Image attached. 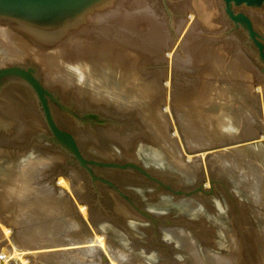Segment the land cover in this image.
<instances>
[{"label":"rangeland","instance_id":"374dc122","mask_svg":"<svg viewBox=\"0 0 264 264\" xmlns=\"http://www.w3.org/2000/svg\"><path fill=\"white\" fill-rule=\"evenodd\" d=\"M199 1L204 0H167L166 6L163 0H115L110 6L92 15L84 25L78 30H74L72 34L56 44L55 47H39L24 36L27 40L25 44L28 46V51L25 52L24 50L22 52L27 56L18 61L20 65L35 64L36 67L40 65L38 72L47 88L57 93L63 105L72 107L76 112V116L85 119L95 117L101 121V123H94L93 121L91 123L89 121L81 123L77 117L68 114L59 105L53 103L52 109L57 123L64 130L74 134L86 157L117 164L137 163L150 172L154 178L162 182L164 186L152 181L143 174L132 171L96 169L97 176L116 182L123 192H126L130 197L138 198L136 200L140 207L147 211L152 209L151 213L156 217L157 222H151V220L142 216L129 203L119 197L114 190L104 186V184L97 182L95 187L92 179L84 169L73 165L66 154L51 146L47 141L49 133L42 117L40 106L32 91L25 85L13 84L0 93V151H4L3 156L0 155V224L6 226L12 224L8 221L7 211L12 209L13 199H17L16 196L18 195L16 191H11L8 196V203H4L3 197L4 199L6 197L2 193L1 186H4V184L9 186L12 184L13 178H16L15 161L19 159L22 152L27 151L25 155V160H27L31 150L37 152V148H43V146L47 145L50 150L47 151L48 153L46 152L47 154L43 152L42 157H47L49 156L48 154L52 153L55 156L53 157L57 158V163L61 164L58 167L59 172L55 175L67 179L71 185H74L75 190L83 188L85 189L84 193H90L88 195L90 199L86 200L83 198L82 200L80 198L77 201L79 205L82 203L87 204L88 201L87 206L91 208L92 215L102 216L111 227V230L113 232L116 231L120 239H123L126 244L129 243L128 245H132L135 242L134 240L143 242L144 238L147 239L148 237L143 247V249H146L144 254L137 250L138 252L134 251L136 255L142 253L144 257H147L145 253L151 251L153 257L155 255L158 262L164 264H195V261L190 257V250L177 239L174 233L176 230H181L187 232L191 238L193 248L196 247L197 257H205L207 255L206 252L216 254V251H218L216 255L219 257H227L233 253L232 264H264V143H261V139L248 140V138L264 135V72L262 65L257 60V54L250 49L245 34L239 30H232L231 24L224 16L220 0H205L210 6L209 12H206L204 5ZM247 12L253 18L258 30L264 35V11L250 10ZM135 16L139 19L135 20L137 22L134 21ZM190 16L197 19L198 25H200H197L196 32H193L196 35L191 37V40L196 39L197 49L198 47L199 49L197 53L196 51L194 53L193 51H187L183 65H180L178 69L176 68L175 71L177 73H174L175 91L177 97L179 96V102L175 103L177 115L179 117H187V120L181 126V130L184 134L185 128L188 126L187 130H189V126L193 124V129H195L198 139H210L209 136H213L214 133L218 134V137H223L226 128L221 130L219 127L220 123H218L219 131L216 130L215 126L214 131L210 130L207 128L210 125L205 127L207 125L206 121H212L215 125L217 122L225 121L224 117L226 119L229 118L230 121V117H235V115L239 116L243 128L256 129L258 135L243 138L248 140H245L243 144L249 147L248 151L250 149L256 150L254 154L252 153L253 156L256 153L260 157L256 160L251 159L248 165H244V168L249 171V176L245 179L242 177L243 182L239 181V178H241L239 165L233 164L231 168L218 163L214 159H211L212 164H210V161H208L210 157L208 156L204 157L203 162L201 161V167L197 171V178H191L190 176L187 178L182 175L181 171H178L174 166H170L171 163L169 161L167 162V146L169 143H164L161 146L160 130L153 129V126L149 124L150 119L147 120L146 118L148 108L151 107V100L158 98V96L160 97V95L156 96L155 90L152 93L142 90V92L136 93L137 98L132 100V104L120 106L115 99L122 97L124 101H127L129 92L127 90H119V86L116 84L107 83L111 81L109 80V74L112 71L108 69L113 68L112 66L105 64L99 67L100 69L97 71L98 79H91L86 73L87 66L90 68L97 63V57L108 54L111 57H118L123 69L134 66L138 78L143 81L142 84L145 86L148 85L149 87L152 79L157 81V83L160 82L159 80L164 75L162 73L164 70L158 66L166 65L157 53L156 46L160 44L162 34H168L172 43L166 52L176 48L179 38L189 26ZM149 18L151 19L149 20ZM152 18L155 23L152 22ZM11 30L13 31L14 29ZM17 33L20 34L19 32ZM176 33L179 34L178 38H176ZM197 33L199 34L198 36ZM27 43H30L31 46ZM60 47L62 48V54L57 55L55 61L53 57L51 59L46 58L45 61V57L38 59L36 52L51 53L54 48L57 50ZM0 51L2 52V54L0 52V61H2L0 62V67L18 64L10 61V59H5L3 56L4 51ZM27 52H30V55L26 54ZM212 53L216 54L217 60L210 57ZM75 56L80 61L83 60V66L81 70H78V72L74 70L75 74H72L69 71H73L72 69L76 68L73 61ZM30 58L31 62L28 60ZM159 59L161 60L159 61ZM61 63L63 66L60 65ZM49 68H52L51 71L53 73ZM66 68L70 70H66ZM49 72L52 75L48 74ZM54 73L55 75H53ZM70 80L72 83H70ZM93 80L98 81V85H95L96 81L93 82ZM166 81L164 80L163 83ZM259 88L262 92L256 91ZM70 90H72V93ZM65 92L68 94H64ZM250 92L251 96H248ZM260 95H262L261 98ZM213 97L214 99H212ZM161 99L165 101L168 100V97L167 95L165 97L162 96ZM166 104V101L165 103L162 102L163 108L167 106ZM202 107L205 109L204 111ZM191 108L192 110L197 109V119L191 118L190 114L183 115V110L188 111ZM199 110L203 112L201 116L198 114ZM209 118L214 119L210 120ZM173 119L168 118V135L171 139L176 138L174 135L176 130L180 139L174 143L173 149L176 148L177 154L182 157L183 161L188 160L194 156V152L190 150L192 151L190 154L184 151L185 144L180 136L179 127L176 125L175 128L169 126L174 122ZM235 128L236 125L233 124L232 133L235 132ZM255 144L259 145L254 147L253 145ZM227 147L230 146H225L223 149ZM173 149H169L172 154L176 152ZM221 149L222 147L211 150V152ZM55 153L57 154L55 155ZM197 153L200 155L203 152L198 151ZM208 154L211 155V153ZM246 155L247 153L242 158L246 159L248 156ZM4 157L7 158L4 159ZM4 165L7 167L4 168ZM69 169L71 170L69 171ZM2 175H10L7 178L8 181L4 182ZM56 176L54 178L55 181L59 179ZM212 179L216 181L214 186L211 185L210 180ZM202 180H204L205 190L208 192L214 190L212 195L203 194L200 197H197V195L186 197L185 195L176 194L179 191L184 193L191 192L197 188ZM45 182L41 178H34L32 179V184L29 183L28 185H32L35 188L45 184ZM207 183H209V186L206 189ZM168 185L172 191L166 188ZM30 189L33 188L30 187ZM66 189L68 190L69 188ZM24 194L25 192L22 194L23 197L27 196ZM75 198L76 196L73 193L72 203L76 209ZM81 201L83 202L81 203ZM183 202L185 203L184 207L180 204ZM187 202L196 204L197 211L194 214L192 213L194 212L193 210L192 212L186 210L185 207L189 206ZM186 211L190 212V214H187ZM198 214L203 216V220H200L201 224L198 223ZM136 216L143 217L144 222L133 219ZM75 217L78 218V215L75 214L74 220ZM81 219V223L85 222L92 228L90 217H87V220L83 217ZM204 219L206 222H204ZM58 221L64 224L66 218H59ZM128 221L135 223L133 228H124L123 230L118 228L119 225L128 224ZM148 223L150 224L148 225ZM225 224L228 229L230 228L229 231H231L232 237L237 239L236 248L233 252L231 251L229 236L220 228L221 225ZM206 225L213 226L206 228L204 227ZM194 226L197 227L195 228ZM15 227L12 226V228ZM212 228H215V231L211 230ZM200 230L202 234L199 232ZM16 231L15 239L20 240V230L17 229ZM149 234L151 235L149 236ZM155 236L161 240L154 241ZM138 237L142 239H138ZM164 238L166 239L164 240ZM16 242L13 238H9L8 243L15 248L18 247ZM137 248H140V246L138 245ZM0 254H3L0 256H5V259H8L9 255H11L9 248L5 245L0 246ZM133 260H135L136 264L139 262L137 258L133 257ZM5 261L0 262V264H5ZM101 263L105 264L102 261ZM17 264H20V262ZM95 264H98V261ZM201 264L219 263L211 261L210 263L203 262Z\"/></svg>","mask_w":264,"mask_h":264},{"label":"bare ground","instance_id":"6f19581e","mask_svg":"<svg viewBox=\"0 0 264 264\" xmlns=\"http://www.w3.org/2000/svg\"><path fill=\"white\" fill-rule=\"evenodd\" d=\"M206 2L204 0V1H201L200 3H202V5H204L206 12H209L210 10L208 11V9L210 6H208V4ZM209 5H210V3H209ZM150 19L151 18H149V20ZM135 20H139V19L136 18V16H135L134 21ZM154 21L155 20L153 19L152 22H154ZM135 22H137V21H135ZM124 23H126V22H124ZM150 23H151V21H150ZM134 24H136V23H134ZM188 25L189 26H188L187 30L185 31V33L183 32V35L178 40V46L176 48L172 49V51L169 50L170 52H166V50H168V48L171 46V43H172L170 41V38H169L170 36H168V34H166V35L162 34L161 39H160V44L158 46H156L157 47L156 50H157V53L159 54L160 58L165 62L166 66H163V65L158 66V67H160V69L164 70L162 72L164 75L161 77V79L159 80L160 82H158V83H157V81L152 79V80H150V86L149 87H148V85L145 86L144 84H142L143 81L138 78L137 72H136V70H134V66L123 69L121 67V64L119 63V58L115 57V56L111 57L108 54H104V55L100 56L99 58L97 57V61H96L97 63L94 64L93 66H91L90 68L86 65L87 66L86 73L88 74L89 78H91V79L97 78L98 79L99 76H98L97 71L100 69L99 67H101L102 65H105V64L107 66H112L113 68L108 69V70L112 71L111 74H109L110 75L109 80H111V81H108L107 83L114 84V85L116 84L119 86V90H127L129 92V95H128L129 99H127V101H124L122 97H117L115 99V101L120 106H127L128 104H130L133 99L135 100L137 98L136 93H138V92L140 93V92H142V90L143 91H150L151 93L153 90H155V93H157L156 96L160 95V97L158 96V98L156 97V99L151 100V102H150L151 107L148 108L146 118H147V120L150 119L149 124L151 126H153V129L160 130L159 135L161 136V139H160L161 146H163L164 143L165 144L169 143V145H168L169 148L167 146V152H168L167 162L169 161L171 163L170 166H174V168L176 167L178 171H181L183 173L182 175H184L187 178L189 176L191 178H197V171L201 167V161L203 159H205L204 158L205 156H208V157H210L208 160V161H210V164H212L211 159H214L218 163L223 164L227 167L229 166L231 168L233 167V164L239 165L240 166L239 168L241 169V174H240L241 178H239V181L243 182L242 177H244V179H245V178H248V176H249V174H248L249 171H248V169L244 168V165H248L249 162L251 161V159L256 160L260 157V155L258 156V155H256V153L253 156L252 153L254 154V152H256V150L250 149V151H248L249 147L243 144V142L246 140V139L244 140L243 138L249 137L251 135H255V136L258 135V132H256V129L252 130L251 128L248 129L247 127L243 128V126L241 125L242 123L239 119V116L235 115V117H234V116L230 115L231 116L230 121H229V118H227L228 119L227 120L224 117L225 121L217 122V124H215V125L212 123V121H206L207 125L205 127H207L208 125L213 127V128L210 126L207 127L210 130L214 131L215 127H216V130H218V131L220 129L222 130V129L226 128V130H224L225 131L224 135L222 134L223 137H218V134L214 133L213 136L212 135L209 136L210 139H207V140L206 139H198L197 133L195 132V129H193V124L189 126V130H187L188 126L185 128L184 134L181 130V126L184 123V121L187 120V117L186 116H180L179 117L177 115L178 113H177L176 108H175V106H176L175 103L179 102V100H178L179 96L177 97V94L175 91L176 85L174 83L175 82L174 73L176 72L175 71L176 68L178 69V67L180 68V65H183L182 63L184 62V58L186 59L185 55H187L186 54L187 51H189V52L193 51V53L196 51V53H197L198 52L197 50L199 49V47L197 49L198 44H197V42H195L196 39L191 40V37H194L193 35H196V34H193V32H196V30H197V25H198L197 19H195L193 16H190ZM198 26H200V25H198ZM7 27H9V26H7ZM7 27H5L4 25L0 26V50L5 52V53L3 52V54H4L3 56L5 59H10V61L18 63V61H21L20 59H23L24 56H27L23 53L24 50H25V52L28 51V49H27L28 46H26V44H25L27 42V40L25 39V37L23 35L18 34L14 30L12 31L11 27H9V28H7ZM198 35L199 34L197 33V36ZM198 43L200 44V42H198ZM28 45H30V43ZM32 46H34V45H32ZM37 48H39V47H37ZM61 49H62L61 47L58 48L57 50L54 48L53 52H51V53L36 52V54L38 56V59L45 57L44 58V61H45L46 58L51 59L53 57V60L55 61L56 56L61 53ZM29 53L30 52H27L26 54H29ZM33 53H35V52H33ZM74 53H75V51H74ZM165 53H167V54L165 55ZM207 53L209 54V52H207ZM1 54H2V52H1ZM1 54H0V57H1ZM204 54H205V52H204ZM211 55L212 56L209 55L211 58H215L214 60H217L216 54L212 53ZM32 58H34V57H32ZM25 59H26V57H25ZM161 59H159V61ZM28 60H30V62H31V58ZM26 61H27V59L25 60V62ZM59 61H61V60H59ZM73 61H74L76 68L72 69L73 71H71L69 68L68 69L66 68V70H70L69 72H71L72 74H75L74 70H75V72H78V70H81V67L83 66V62H82L83 60L80 61V59L79 58L77 59L75 56ZM0 62H2V61H0ZM47 62H48V60H47ZM126 62H127V60H126ZM246 62H248V61H246ZM48 63H50V62H48ZM89 63H90V61H89ZM18 64H20V63H18ZM26 64H27V62H26ZM31 64H33V63H31ZM66 64H67V62H66ZM60 65H62V63ZM67 66H68V64H67ZM67 66L65 65V67H67ZM51 69H50V71H51ZM52 73L50 74V72H49L48 74L52 75ZM53 75H55V73ZM69 76H70V74H69ZM49 78H50V76H49ZM164 80H167V81L165 83H163ZM94 81H96V80H93V82ZM70 83H72L71 80H70ZM50 85H52V84H50ZM95 85H98V81H96ZM58 91H59V89H58ZM71 91L72 90H70V92ZM256 91L262 92V90L260 88ZM64 94L67 95L68 93L65 92ZM165 94L167 95L168 100H165L167 102V104H166L167 106H165L163 108L162 102L165 103V101H163V99H161V98H162V96L165 97L166 96ZM248 94H249L248 96H251V92ZM260 94H262V93H260ZM83 96H85V95H83ZM140 97L144 98L143 96H140ZM218 97L221 98L220 95H218ZM261 97H262V95H260V98ZM212 99H214V97ZM212 99H211V101H213ZM238 100H239V98H238ZM203 107H202V109H203ZM201 110L198 111V114L200 116L203 114V112ZM204 110L205 109H203V111ZM187 114H190L191 118L197 119V109L192 110V108H191V110H188V111L183 110V115H187ZM168 118H171V119L174 118L173 120L175 122V123L172 122V124L169 126L175 128V125H176L180 129L179 133H180V136L182 137V140L185 144L184 147L186 149V150L184 149V151L188 152L190 154L192 151L194 152L193 157H190V159H188V160H184L186 162H184L182 160V157H180L177 154L176 148L173 149V145L179 139V137L177 135L178 131H176V130L174 132V135L176 136V138L171 139V137H169L168 132H167ZM209 119L213 120L214 118L213 119L209 118ZM218 123H220L219 124L220 129L218 128ZM1 124H3V123L1 122ZM233 124L236 125L234 133H232ZM24 125H26V124H24ZM18 130H19V128H18ZM26 137H27V135H26ZM253 139H259V140L261 139V143H264V135H262V136L258 135L256 137H252L251 139L248 138V140H252V141H253ZM248 140H246V141H248ZM254 141H256V140H254ZM224 142H227V143H224ZM179 144H181V143H179ZM212 145H214V146H212ZM258 145L259 144H255L253 146L257 147ZM208 146H212V147L207 148ZM225 146H230V147L223 149V147H225ZM220 147H222L221 150H219V151L215 150V151L211 152V150L220 149ZM43 148H44V150H42ZM43 148H41V147L37 148L36 149L37 152H35V150L34 151L31 150V152H29V154H28L29 156H28L27 160H25V157H26L25 155H26L27 151L22 152L19 159H17L15 161L16 166L14 165L15 170L17 171V173H16L17 175H16V178H13V181H16V182L12 181V184H10L9 186L8 185L6 186L5 184H4V186H1L2 193L6 197L5 199L3 197V200L5 201L4 203H8V196H9L11 191H13V192L16 191V193L18 195V196H16L17 199H13L14 204L11 205L12 209H8L9 211H7L8 221H9V223H12V224H8V226L0 224V240H1L0 246H3V245L7 246L9 248L10 254H11V255H9L8 259H5L6 261L4 260L5 264H17L19 262H20V264H95L96 261H98V264H103V263H101V261L104 262L105 264H136L135 260H133V257L137 258V260H139V262L137 264H164V263L158 262L155 255L153 257V253H151V251L150 252L148 251L149 253L148 252L145 253V254H147V257L143 256L144 251L146 250V249H143V247L145 246V242H147L148 237H147V239L144 238L145 240H143V242H140L138 240H134L135 242L132 243V245H128L129 243L126 244L125 242H122L120 240L119 235L111 236L110 235V234H112L111 233V227L106 223L105 219L102 218V216H100V215L99 216H93L92 215L91 208H89V206H87L88 201H87V204L82 203L83 201H81V203H82L81 205H79V202H77L80 200V198H82V200H83V198H85L86 200L90 199L88 196L90 193L89 194H87V192L84 193L85 189H83V188H81V190H75L74 185H71L67 179H64L62 177L61 178L57 177L56 173L59 172L58 167L61 164L59 165V163H57L58 160H57V158H54L55 156L52 153H51L52 155L48 154L49 156L42 157L43 152L46 153L47 151L50 150L47 145L43 146ZM165 148H166V146H165ZM171 148L173 150H175L176 152L172 154L171 151L169 150ZM190 150H192V151H190ZM198 151H201L203 153L202 154L200 153V155H199L197 153ZM208 151H210V152H208ZM182 153L185 154L184 152H182ZM208 153H211V155H209ZM246 153L248 156L246 155L247 156L246 159H243L242 157ZM3 154H4V151H2V152L0 151V155L3 156ZM56 154L57 153H55V155ZM190 154H189V156H190ZM6 158L7 157H4V159H6ZM5 167H7V166L4 165V168ZM56 169H57V171H56ZM70 170L71 169H69V171ZM65 171H67V170H65ZM222 171H224V170H222ZM257 173H258V171H257ZM6 174H9V173H6ZM182 175H180V177H182ZM237 175H239V174H237ZM2 176L4 178L3 181L5 182V181H8L7 178L10 175H8V176L2 175ZM55 176L57 178H59L56 181L54 179ZM34 178L35 179L41 178L42 181H46V182H45V184L34 188V187H32V185L31 186L28 185L29 183L32 184V179H34ZM187 178H185V179H187ZM208 186H209V183H207L206 189L208 188ZM30 187L33 189H30ZM66 188H69V189L67 190ZM23 192H25V194L27 196L23 197L22 196ZM73 193L75 194V196L77 198V199L76 198L74 199V204L76 203V206H77L76 209L72 203L73 202V199H72ZM187 203L189 206L185 207L186 210H188L190 212H192V210H193L194 212H192V213L194 214L195 211H197L196 204L193 202H192V204L190 202H187ZM180 204L183 207L185 206L184 202L180 203ZM148 211L152 212V209H149ZM188 211H186L187 214L188 213L190 214V212H188ZM186 212H185V214H186ZM200 212H198V213H200ZM72 213L74 214V216H75V214L78 215V218L75 217V220H74L73 219L74 216ZM81 217H83L86 220H87V217H90L92 228H90L88 226V224L85 222L81 223V220H82ZM197 217H199L198 223H200V220H203V216L198 214ZM59 218L60 219L66 218V222L64 224L60 223V221H58ZM142 218L136 216V218H133V219H135L139 222L142 220V222H144V220H143L144 218L143 219ZM180 222H182V221H180ZM204 222H206V220ZM134 224H135L134 222L130 223L128 221V224L119 225L118 228H120V229L122 228V230L124 228L131 229V228H133ZM149 224L150 223H148V225ZM12 226L15 228H12ZM212 226L206 225L204 227L211 228ZM220 228L223 229V232L229 236V239H230L229 243L231 244L230 247H231V251L233 252L236 248V240L237 239L232 237V233H231V231H229L230 228L228 229L226 227V224L223 226L221 225ZM17 229L20 230V233H21L19 235L20 240L15 239L16 234H17V231H16ZM214 229L212 228L211 230L215 231ZM102 230H104V231H102ZM107 232L109 233V235L107 234ZM199 232H201V234H202L201 230ZM174 233H175L177 239L179 241H181L182 244L187 246V248L190 250L189 251L190 257L195 261V264H201L203 262L210 263L211 261L214 263H219V264H232V257H233L232 254L233 253L229 254L227 257H219L216 255L218 253V251H216L217 252L216 254H211V253L206 252L207 255L205 257H200V256L197 257V252L195 249L196 247L193 248V245L191 243V238L188 236V233L181 231V230H176V232H174ZM149 235H151V234H149ZM157 236H159V235H157ZM9 238H11V239L13 238L15 240V242L17 241L16 242V244H18L17 248H15L14 246H12L11 244L8 243ZM149 238H151V237H149ZM138 239H139V237H138ZM140 239H142V238H140ZM165 239L166 238H164V240ZM160 240L161 239H159V241ZM151 241H153V240H151ZM162 241H163V239H162ZM153 243H151V244H153ZM208 243H210V242H208ZM138 245L140 246V248H137ZM177 247H178V245H177ZM137 250H140L141 252H143V254L140 253L139 255L138 254L136 255L134 253V251H137ZM172 250H173V248H172ZM210 250H212V249H210ZM180 251H181V249H180ZM173 254H175V253H173ZM200 254H202V253L200 252ZM0 255H3V254H0ZM189 261H188V263H189Z\"/></svg>","mask_w":264,"mask_h":264},{"label":"water","instance_id":"95a60500","mask_svg":"<svg viewBox=\"0 0 264 264\" xmlns=\"http://www.w3.org/2000/svg\"><path fill=\"white\" fill-rule=\"evenodd\" d=\"M113 1L115 0H0V25L11 27L39 47L50 48L68 37L74 30H78L92 15L110 6ZM163 2L167 6V0ZM220 2L224 16L231 24L232 30H239L245 34L247 43L250 49L257 54V60L264 72V35L258 30L253 18L247 12L250 10L264 11V0H220ZM178 33H176V38H178ZM38 71L39 68L35 65L10 64L0 67V93L13 84L28 87L40 106L49 133L47 141L51 146L66 154L73 165L84 169L95 187L97 182L104 184L114 190L142 216L151 222H157L151 212L140 207L136 200L138 198L130 197L123 192L116 182L97 176L96 169L132 171L143 174L160 185L162 182L137 163L117 164L86 157L74 134L64 130L57 123L52 109L53 103L59 105L68 114L77 117L81 123L84 121L101 123V121L95 117L85 119L76 116L72 107L63 105L57 93L47 88ZM210 181L214 186L216 181L213 179ZM204 187V180H202L191 192L175 193L186 197L193 195L200 197L203 194L212 195L214 193V190L208 192ZM166 188L172 191L169 185Z\"/></svg>","mask_w":264,"mask_h":264},{"label":"flooded vegetation","instance_id":"af4514ba","mask_svg":"<svg viewBox=\"0 0 264 264\" xmlns=\"http://www.w3.org/2000/svg\"><path fill=\"white\" fill-rule=\"evenodd\" d=\"M113 230H114V229H113ZM102 231H104V230H102ZM111 233H112V234H110L111 236H116V235H119V234H118L116 231H114V232H113V231L111 230ZM107 234L109 235V233H108V232H107ZM155 234H157V233H155ZM155 234H154V235H155ZM158 234H159V233H158ZM137 235H141V234H137ZM159 235H160V234H159ZM121 236H122V235H121ZM149 236H150V235H149ZM146 237H147V236H146ZM158 237H159V236H158ZM158 237H157V236H155V238H154V239H155V241H158V240H159V239H158ZM139 238H140V237H139ZM120 240H121L122 242H124V241H123V239H120ZM122 242H121V243H122Z\"/></svg>","mask_w":264,"mask_h":264},{"label":"built area","instance_id":"2783aa9c","mask_svg":"<svg viewBox=\"0 0 264 264\" xmlns=\"http://www.w3.org/2000/svg\"><path fill=\"white\" fill-rule=\"evenodd\" d=\"M5 260V256H0V262Z\"/></svg>","mask_w":264,"mask_h":264}]
</instances>
